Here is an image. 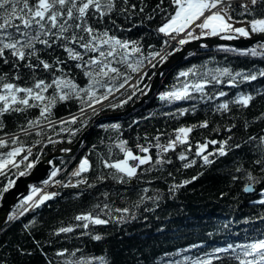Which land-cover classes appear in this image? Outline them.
<instances>
[{"label": "trees", "instance_id": "trees-1", "mask_svg": "<svg viewBox=\"0 0 264 264\" xmlns=\"http://www.w3.org/2000/svg\"><path fill=\"white\" fill-rule=\"evenodd\" d=\"M131 4H135L136 8L132 9ZM158 5L160 7H157ZM117 6V11L111 15L103 19L93 17L88 23L101 32L107 29L121 39L141 41L140 46L146 56L154 51H161L166 46L164 41L169 37L159 33L158 28L166 22L169 13L174 14L175 5L171 3V0H163V3L161 0H128L127 5L123 3V0H117ZM125 6L129 8L127 13L121 11ZM141 7L144 8L143 12L139 10ZM161 9L164 11L162 12ZM240 11V8L235 7L233 14L236 15ZM149 15L153 19H149ZM257 15H260L259 11ZM243 18L251 19L250 16ZM219 49L220 47L200 49L179 61L165 72L157 92L142 106L128 115L100 120L87 134L82 147L74 156L57 159L56 168L66 167V170L59 173L55 181L59 180L65 184L71 181L75 184L77 179H87L90 184L96 186L88 188L81 184L79 188H71L54 182L53 186H57L58 192L56 197L45 201L38 208H30L14 221L7 219L0 229V264H63L64 259L72 257H59L56 253L65 248L69 252L80 249L76 256L86 260L103 256L108 264H167L169 260H182L185 255L194 258L204 252L212 251L215 247H225L229 243H247L257 238L264 239V222L260 219L264 216V206L254 203L264 199V182L254 184L253 192L244 191L249 184L248 173L257 177L258 181H264V170L256 163L264 156L262 148L258 147L264 144L262 140L264 138V95H257V93H264V77L235 88L227 83L219 85L218 90L227 92L228 96L214 99L207 105L200 101H178L169 104L159 99L161 93L171 90L174 86L179 87L185 81L191 83L192 78L179 77V73L194 65L206 66L201 68V71L215 67H231L234 71H254L257 68H264L262 58L238 57L234 53H225ZM56 57L61 60L68 59L67 53L55 46L42 53L41 58L52 63ZM154 59L152 58L151 62ZM163 61L162 59L156 61L154 68L148 64L145 69L147 75H140L135 87L128 85L125 90L110 98L111 104H121L120 107L113 108L107 101L104 102L105 107L98 114H94L91 109L87 110L86 114H81V105L78 101L60 102L51 117L55 127L50 126L47 121L41 122V127L44 129L42 136L36 135L38 129L34 130L32 135H25L19 128L20 125H26L28 119L39 116L38 108L28 109L23 114H6L3 118L6 128L0 131V138L8 139V135L16 133L20 135L21 142L26 147H31L37 140L41 141L40 144L32 147L33 155L29 157L30 161L39 160L59 146L74 143L98 116L125 110L139 100ZM35 62L33 60V63ZM75 64L76 62L69 60L65 71L83 86L86 83V77ZM3 73H9L10 80L14 75L12 67L3 64L0 60V75ZM21 74L24 78L17 83L21 86H31L32 80L24 69L23 63ZM37 75L40 78H49V74L41 70H37ZM137 75L132 73L129 82ZM240 92L256 96L251 106L242 108L232 104L230 112L216 111V104L234 100ZM123 101L127 102L123 103ZM193 104H198L194 114L192 112L186 116L179 114V109H191ZM169 112L174 115H167ZM73 114L80 116L76 124L60 123L62 120H68ZM203 121H208L209 127L207 129L197 127L190 134L191 151H187L185 145H178L175 152L164 154L166 159L172 160V164L156 165L160 171L151 170L147 174H142L139 180L121 185L110 178L108 169L101 168L100 154H103V157L110 162L123 158V153L116 147L119 140H127L128 147L140 153L138 144L144 146H148L149 143L154 144L156 136H160L161 143H167L168 138H175L174 130L182 126L199 125ZM113 124H120L121 128L106 130L102 127V125ZM232 125L235 127L229 133L227 129ZM77 128L80 131L77 132ZM230 135L233 139L229 141L228 154L210 156V159L215 161L210 166H204L202 158L195 156L199 143L211 140L222 142ZM249 137L256 139L249 140ZM48 138L55 143H49ZM237 143H240L242 147L235 148ZM14 146L10 141L6 149L0 148V153L10 151ZM221 146L223 145L209 144L207 151L215 152ZM109 148L112 149L111 152ZM159 151L155 147L151 149L154 160ZM181 152L185 153L188 161L195 159L196 164L193 167L184 168V164L188 161L178 159ZM85 157L92 164L91 171L84 173L81 177H73L71 169H74ZM19 159L20 157L17 158ZM148 167V165L142 166L141 171ZM238 168L242 171L238 172ZM19 170L24 171V165H21ZM6 173L7 175H0V189L7 185L8 179L15 181L19 176L15 168L6 170ZM100 175L109 176V178L100 183L97 181ZM193 177L197 179L193 180ZM184 180L192 182L175 193L168 192L169 187L182 183ZM33 186L42 187L41 184L32 185L29 193L32 192ZM143 188L150 189L149 195H155L159 191L164 197L159 202V207H156L153 201H146V205H142L137 211L135 203L140 199ZM81 191L84 192L83 196L79 195ZM103 192L111 193L107 202L112 209L128 207L135 218H129L126 223L113 220V223L109 225H90L89 229L84 230L93 236L102 235L104 238L101 241H95L90 235L82 234L79 228L74 233L56 235L61 226L78 223L74 220L76 215L93 211L96 203L104 201L105 197L101 195ZM4 194L0 196V204ZM25 197L16 202L9 215L13 211L17 213L20 211L17 205ZM145 206L150 210L146 211ZM32 221L36 222L35 225H32ZM25 225L32 226L25 227ZM192 245L200 247L192 248ZM93 264H98V261H94ZM224 264H237V262L234 259L225 260Z\"/></svg>", "mask_w": 264, "mask_h": 264}, {"label": "snow or ice", "instance_id": "snow-or-ice-1", "mask_svg": "<svg viewBox=\"0 0 264 264\" xmlns=\"http://www.w3.org/2000/svg\"><path fill=\"white\" fill-rule=\"evenodd\" d=\"M234 2L241 9L236 15L233 14ZM123 3L127 5L128 0H123ZM171 3L175 5L174 14L169 13L166 22L158 28L159 33H163L174 40L179 37V45H185L190 40H199L201 37H220L224 40H233L238 37L250 39L255 35L258 39L251 47L239 49L221 46L219 50L225 53H234L238 57L251 56L264 59V0H250V3L249 0H171ZM117 7V0H0V60L3 64L11 66L14 72L11 80L9 73L0 75V131L6 128L3 120L6 114H23L28 109L38 108L39 116L28 119L26 125H20L19 128L25 135H32L33 131L38 129L36 135L42 136L44 129L41 127V122L47 121L50 126L55 127V122L51 117L60 102L78 101L81 105L80 112L85 114L89 108L94 114H98L105 107V101H109V106L113 108L120 107L121 104H111L110 98L125 88V85L129 83L131 74L146 76L145 69L148 64H151L152 58L160 57L162 60H167L168 56H162L160 51H154L148 56L144 55L140 46L141 41L121 39L111 34L107 29L101 32L91 23H88L89 19L93 17L103 19L111 15L117 11ZM130 7L135 9L136 5L131 4ZM128 10L127 6L121 9L123 13H127ZM139 10L143 12L144 8L141 7ZM161 11L163 12L164 9ZM258 11L260 12L259 16L257 15ZM248 16L251 19L243 18ZM148 18L153 19L151 15ZM237 24L243 26L236 27ZM164 44L168 45V40H165ZM54 46L62 48L67 53L68 59L61 60L56 57L54 62L50 63L41 58L42 53L53 49ZM204 47L207 48L208 45H204ZM177 50L179 49L177 48ZM33 60L36 62L33 63ZM69 60L76 62L75 66L81 69L83 76L86 77V83L83 86L65 71V66ZM22 63L32 80L31 86H21L17 83L24 78L21 74ZM151 66L154 68L155 64H151ZM204 67L206 66L194 65L181 71L179 77L192 78V82L185 81L179 87L174 86L171 90L161 93L159 99L169 104L178 101H200L207 105L214 99L218 100L228 96L227 92L218 90L219 85L227 83L230 87L235 88L243 83L264 77V68H257L254 71H234L231 67H215L201 71V68ZM37 70L48 73L49 78H40L37 75ZM257 95H264V93H257ZM255 99L256 96L251 93L240 92L234 100L216 104V111L230 112V105L232 104L246 108L251 106ZM126 102L123 101V103ZM97 105L100 106L99 109L96 107ZM197 109L198 104H193L191 109H179V114L185 116L189 112L194 114ZM167 115L173 116L174 114L169 112ZM79 120L80 116L73 115L60 123L64 125L76 124ZM84 126H87L86 122ZM102 127L106 130L108 128L119 130L121 125H102ZM197 127L207 129L209 127L208 121H203L199 125L182 126L174 130L175 138H168L167 143H161L160 136H156L154 144L149 143L148 146L138 144L137 147L141 154L134 153L128 147L127 140H119L116 147L123 153V159L110 162L109 159L103 157V154H100L101 168L108 169L110 178L116 183L131 184L133 180H139L142 174H147L151 170L160 171L156 165L172 164V160L166 159L164 154L175 152L178 145L187 146L186 150L190 152L189 137ZM234 127L235 125H232L227 131L231 133ZM76 131L78 132L80 129L77 128ZM6 135L8 134L6 133ZM48 139L49 143H55L50 138ZM232 139L233 137L230 135L228 139L222 142L211 140L199 143L195 156L202 158L204 166H210L215 162L210 159V156L217 154L226 156L228 154V150H230L229 141ZM255 139V137H249V140ZM10 141L15 146L10 151L0 153V175H7L6 170L15 168L19 176H26L39 162L38 159L30 161L29 157L33 155L32 147L40 144L41 141L37 140L31 147H26L21 142L20 135L12 133L8 135V139L0 138V148L6 149ZM209 144H222L223 146L215 152H208ZM153 147L160 150L155 160L151 154ZM240 147H242L240 143L235 144V148ZM258 147H261L262 152H264V144L258 145ZM65 151L70 150L65 149ZM111 151L112 149L109 148V152ZM18 157H20L19 160H17ZM178 159L188 161L184 152L179 154ZM256 163L261 165L262 170H264V156ZM195 164L196 160L193 159L186 162L184 168L193 167ZM21 165H24V171L19 170ZM144 165L149 167L144 168L142 172L141 167ZM91 168L90 160L85 157L71 175L81 177L84 173L90 172ZM60 171L58 168H53L49 180H45L43 183L49 184ZM237 171H242V169L238 168ZM109 176L100 175L97 181L103 183ZM194 179L197 177H193ZM234 179H238V177H234ZM247 180L249 184L244 188L245 192L254 191V184L264 182L258 181L257 177L251 173H248ZM191 182L184 180L182 183L173 184L169 187L168 192L175 193ZM55 183L71 188H79L81 184L88 188L96 186L90 184L87 179H77L75 184H72L71 181L65 184L59 180H56ZM13 184L14 181L8 179L7 185L0 189V196L7 192ZM149 191L148 188L141 189L140 199L135 203L137 211L142 205H146V201H153L156 207L160 206L159 202L164 197L159 191L155 195H149ZM37 193L40 195L34 199ZM57 195L56 192L44 193L42 189L33 186L32 194L25 197L17 205L20 211L18 213L13 211L8 216V220H16L18 216H23L30 208H38L45 201L53 199ZM79 195L83 196L84 192L81 191ZM101 195L105 197V200L96 203L93 206V211L76 215L74 220L78 223L61 226L56 235L74 233L79 228L82 234L90 235L95 241H101L104 238L102 235L93 236L84 230L89 229L90 225H109L113 223V220L118 223H126L129 218H135L128 207L111 208L107 202L111 193L103 192ZM254 203L264 206V199L254 201ZM145 210L150 209L145 206ZM260 219L264 222V216ZM35 223L32 221V225ZM32 225H25V227ZM191 247L198 248L200 246L192 245ZM77 252H80V249L69 252L65 248L57 252L56 255L72 257L64 259L63 264H93L94 261H98V264H108L103 256L86 260L83 257H77ZM233 259L237 264H264V239L257 238L247 243H229L225 247H215L212 251L204 252L194 258L185 255L182 260H169L167 264H224L225 260Z\"/></svg>", "mask_w": 264, "mask_h": 264}, {"label": "water", "instance_id": "water-1", "mask_svg": "<svg viewBox=\"0 0 264 264\" xmlns=\"http://www.w3.org/2000/svg\"><path fill=\"white\" fill-rule=\"evenodd\" d=\"M257 36H252L250 39L245 37H238L233 40H224L220 37H201L199 40H190L189 43L185 45H180L179 50L174 51L169 55L166 61H164L156 70L153 80L149 84L148 88L141 96L139 100L133 103L131 106L126 108L125 110L104 113L98 116L95 119V122H98L103 118H113L120 117L123 115H128L133 112L135 109L142 106L147 100H149L154 93L157 91L162 77L166 71L175 66L180 60L185 58L186 56L192 54L193 52L199 49H209L219 45H228L236 48H248L254 45L257 41ZM204 45H208L207 48ZM93 128L91 125L88 129H86L80 137L72 144L59 146L54 149L52 152L48 153L35 165L33 169L29 171V174L26 176H18L14 184L1 199L0 204V228L3 227L7 221L8 215L12 210L13 206L16 204L18 200L23 198L29 193L30 187L33 184H39L48 178L49 174L55 168V160L61 157H68L74 155L84 143V140L90 130ZM65 149H69L70 151H65ZM248 186V185H247ZM246 186V187H247ZM255 190V185H253ZM253 192V191H252Z\"/></svg>", "mask_w": 264, "mask_h": 264}, {"label": "rangeland", "instance_id": "rangeland-1", "mask_svg": "<svg viewBox=\"0 0 264 264\" xmlns=\"http://www.w3.org/2000/svg\"><path fill=\"white\" fill-rule=\"evenodd\" d=\"M241 26H243V25H241V24H237L236 25V27H241ZM134 84V83H133ZM117 93H119V92H117ZM116 94V93H115ZM114 94V95H115ZM98 106L99 105H97L96 107L98 108ZM92 110V109H91ZM82 114V113H81ZM133 151V150H132ZM134 152V151H133ZM134 153H136V154H141V153H137V152H134ZM123 159V158H122ZM55 181V178L51 181V182H54ZM50 183V182H49ZM37 188H40V187H37ZM41 189V188H40ZM44 192V191H43ZM44 193H48V192H44ZM32 194V192L31 193H29L27 196H29V195H31ZM39 195H40V193H37V196L36 197H34V199H36V198H38L39 197ZM26 196V197H27Z\"/></svg>", "mask_w": 264, "mask_h": 264}, {"label": "bare ground", "instance_id": "bare-ground-1", "mask_svg": "<svg viewBox=\"0 0 264 264\" xmlns=\"http://www.w3.org/2000/svg\"><path fill=\"white\" fill-rule=\"evenodd\" d=\"M168 41H169V45L170 46H175V42L174 41H172V39L169 37L168 38ZM55 168H56V165H55ZM75 168V167H74ZM61 171L59 172V173H63L65 170H66V167H64V168H62V169H60ZM72 171H74L75 169H71ZM70 170V171H71ZM70 171H68V173L70 172ZM52 172V171H51ZM49 176H50V174H49ZM2 228V227H1ZM0 228V229H1Z\"/></svg>", "mask_w": 264, "mask_h": 264}, {"label": "built area", "instance_id": "built-area-1", "mask_svg": "<svg viewBox=\"0 0 264 264\" xmlns=\"http://www.w3.org/2000/svg\"><path fill=\"white\" fill-rule=\"evenodd\" d=\"M198 34V33H197ZM178 39H179V37L177 38V40L176 41H178Z\"/></svg>", "mask_w": 264, "mask_h": 264}]
</instances>
